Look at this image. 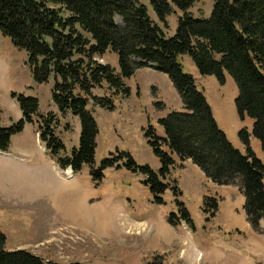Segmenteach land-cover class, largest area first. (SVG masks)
Masks as SVG:
<instances>
[{
    "label": "rangeland",
    "instance_id": "rangeland-1",
    "mask_svg": "<svg viewBox=\"0 0 264 264\" xmlns=\"http://www.w3.org/2000/svg\"><path fill=\"white\" fill-rule=\"evenodd\" d=\"M141 2L165 34L173 37L182 12L174 7L163 22L151 0ZM213 9V0H197L190 12L209 18ZM116 21L123 24L120 17ZM99 60L121 71L114 51L108 50ZM180 61L205 94L219 127L245 152L240 132L247 129L252 134L254 120L238 113L239 90L234 79L226 74L221 82L215 75L201 74L190 55H182ZM126 83L130 93L114 97V109L89 101L99 130L95 167L108 157L130 153L138 164L150 166L161 181L169 183L163 203L157 202L146 176L125 166L126 157L117 158V165L108 167L99 181L94 180L89 165L73 176L57 165L40 139V116H55L56 132L69 155L80 146L81 119L71 111H60L53 100L54 77L38 83L27 52L0 31L2 126L11 127L23 118L15 95L35 97L40 104L34 122L12 136L7 152L0 151V230L7 237L5 249L26 250L46 263L61 264H264V221L260 232L252 228L238 186L213 182L190 159H177L170 175H160L162 163L147 131L153 128L158 136L166 137L160 120L184 110L169 75L143 67ZM93 94L112 95L107 83ZM250 145L264 162L261 141L251 135ZM183 207L189 220H183ZM172 214L177 216L176 223L171 222Z\"/></svg>",
    "mask_w": 264,
    "mask_h": 264
},
{
    "label": "trees",
    "instance_id": "trees-1",
    "mask_svg": "<svg viewBox=\"0 0 264 264\" xmlns=\"http://www.w3.org/2000/svg\"><path fill=\"white\" fill-rule=\"evenodd\" d=\"M196 1L151 0L163 22L174 7L182 12L173 37L155 23L141 0H0V31L27 52L38 83L54 77L53 100L60 111H71L81 119L80 146L69 155L56 132L55 116H40V139L61 169L72 168L77 173L89 165L94 180L99 181L108 167L117 165V158L126 157L125 166L146 176L157 202H164L162 195L169 183L161 181L150 166L138 164L130 153L108 157L95 167L99 130L88 109L90 99L114 109V97L130 93L126 80L140 68H155L169 75L184 103V110L160 120L166 137L158 136L153 128L147 131L162 163L160 175L165 178L171 174L176 156L180 161L192 160L219 185L238 186L245 197L248 222L260 232L264 221V162L252 150L250 138L259 139L264 151V0H213L209 18H197L190 12ZM108 50L118 54L120 72L99 60ZM182 55H190L201 74L215 75L221 82L229 74L236 82L238 113L254 120L252 134L247 129L240 132L245 152L237 149L219 127L205 94L184 71ZM105 83L112 95H94V89ZM15 96L23 118L11 127H3L0 120L2 152L9 150L12 136L33 123L39 112L37 98ZM175 188L178 190V185ZM212 201L217 209L218 201ZM183 211V220H189L186 208ZM176 218L172 214L171 222ZM6 239L0 230V264H61L46 263L26 250H6Z\"/></svg>",
    "mask_w": 264,
    "mask_h": 264
},
{
    "label": "crops",
    "instance_id": "crops-1",
    "mask_svg": "<svg viewBox=\"0 0 264 264\" xmlns=\"http://www.w3.org/2000/svg\"><path fill=\"white\" fill-rule=\"evenodd\" d=\"M179 159V158H176V160ZM187 161V160H186ZM185 162V161H184ZM68 172H71V170L69 169Z\"/></svg>",
    "mask_w": 264,
    "mask_h": 264
},
{
    "label": "bare ground",
    "instance_id": "bare-ground-1",
    "mask_svg": "<svg viewBox=\"0 0 264 264\" xmlns=\"http://www.w3.org/2000/svg\"><path fill=\"white\" fill-rule=\"evenodd\" d=\"M71 175V174H70Z\"/></svg>",
    "mask_w": 264,
    "mask_h": 264
}]
</instances>
